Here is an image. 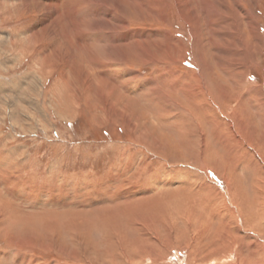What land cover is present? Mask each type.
<instances>
[{"label": "rangeland", "instance_id": "374dc122", "mask_svg": "<svg viewBox=\"0 0 264 264\" xmlns=\"http://www.w3.org/2000/svg\"><path fill=\"white\" fill-rule=\"evenodd\" d=\"M46 1L0 0V264H264V0Z\"/></svg>", "mask_w": 264, "mask_h": 264}, {"label": "bare ground", "instance_id": "6f19581e", "mask_svg": "<svg viewBox=\"0 0 264 264\" xmlns=\"http://www.w3.org/2000/svg\"><path fill=\"white\" fill-rule=\"evenodd\" d=\"M28 2H27V4L28 3H30L29 4V6H33L34 4L35 5H38V7H39V9L40 8H46L48 11H49V13L46 15V21H50V19H51V17L53 16L54 17V14H52V12H51V10H56L57 8L55 7V6H53L54 4H48L47 3V1L46 0H32V1H30V0H27ZM41 1V2H40ZM80 9V8H79ZM228 10L230 9V8H227ZM227 12V11H226ZM56 16L58 17V15L56 14ZM48 17V18H47ZM53 20V19H52ZM58 20V19H57ZM56 21V20H55ZM54 23H56V22H54ZM53 24V23H52ZM50 25V24H49ZM57 25V24H56ZM47 26V25H46ZM59 26V25H58ZM77 27V26H76ZM46 28V27H45ZM77 29V28H76ZM38 34V33H37ZM37 34H36V36H37ZM35 35V34H34ZM35 36V37H36ZM57 35H55V37H56ZM66 36V35H65ZM34 37V36H33ZM32 37V38H33ZM58 37H59V34H58ZM84 37V36H83ZM62 38V37H61ZM67 38V37H66ZM87 38V37H86ZM30 40V39H29ZM60 40V39H59ZM68 41V40H67ZM88 41V40H87ZM60 42H61V40H60ZM72 42V41H71ZM67 43V42H66ZM85 43H86V41H85ZM88 43V42H87ZM63 44V43H62ZM68 44H72V43H70V41H69V43ZM58 45H60V44H58ZM222 46H225V44L224 45H222ZM64 48V47H63ZM222 48V47H221ZM233 51V50H232ZM230 52H228V54H229ZM225 61V60H224ZM225 63V62H224ZM223 66L224 67H229V64H223ZM244 75V74H243ZM234 76L236 77V78H242L243 76H242V73H240L239 71H236L235 73H234ZM105 84V83H104ZM107 85V84H106ZM247 87H249V86H247ZM102 88V87H101ZM198 87L196 86L195 87V89H197ZM200 89H204V90H202V91H200L199 93H197L195 96H194V98L195 99H199V101H202L201 102V107H200V109L201 110H203L204 109V106L207 104L205 101H204V97L206 96V90H205V87L204 86H200ZM254 89H256V88H254ZM188 95H190V94H188ZM191 97V96H190ZM258 98H260V103H259V105L262 107V108H260V110L262 111V113H263V115H264V93H261L260 94V96L258 97ZM258 98H257V100H258ZM163 102L162 101H159V102H157V105H159L158 107H159V109H163V107H164V105L165 104H162ZM172 120H174V121H178V120H180V115H175L174 117H173V119ZM172 120H170V119H167V118H165L164 116H162V117H160V119H159V121H161V122H163V123H168L169 122V124L172 122ZM176 123L175 122H173V125H175ZM244 124V123H243ZM176 127V126H175ZM178 127V126H177ZM245 129H247V127H246V125L244 124L243 125V128H242V131H245ZM248 131H249V129H248ZM181 139H182V141L183 140H185V144H188L189 143V140H187V139H184L183 137H181ZM247 139H249V140H252V136H249ZM196 140H191L190 141V143H191V152H193V154H194V151L197 149V148H195L196 147V145H199V143L198 142H195ZM230 153H231V155L233 154V152L232 151H230ZM238 153V152H237ZM251 152H249L248 154H250ZM89 178V177H88ZM93 178V177H92ZM94 180L96 181V183L94 182ZM190 180V179H189ZM89 181V180H88ZM179 182V181H178ZM187 182V181H186ZM190 182V181H189ZM103 183V181L102 180H97V179H93L92 181L90 180V182H87V191H88V197H87V195H86V197L88 198V199H86V201H88V203H91V202H93V201H97V203H99V204H102V202H104L105 200L108 202H110V201H112V202H119L120 200H122V199H126V196H127V194H132L133 196L131 197V198H133V197H135V196H137V195H139V196H137V199L138 198H140V195H142V196H144L145 194L143 193V190H141V192L140 193H136V192H134L135 190H136V188H134V189H131V190H129V191H127V192H125V193H123V192H121V193H115V191H114V193H111L110 191H111V189H110V186L112 185V186H114L112 183H114V182H107V184H102ZM116 184H118L119 186H120V184L119 183H117V182H115ZM172 183V182H171ZM185 183V182H184ZM181 185V184H180ZM190 185H192V184H190ZM190 187V186H189ZM208 187H210V184L208 185H205V186H201V189L200 190H202V191H204V192H206V193H208L209 192V190H208ZM118 188V186H116V189ZM211 188V187H210ZM178 189V191H176L175 193L177 194V193H181L180 194V196H176V197H174V198H179V197H183V198H185V196H184V194L183 193H186L185 191H184V189H185V187L184 188H181V189H179V187L177 188ZM187 190H188V194H189V196H187V199H192L193 197H194V193H192L191 191H190V189L189 188H186ZM194 188H192V190H193ZM154 190H156V188L154 189ZM198 190V189H197ZM200 190H198L199 192H200ZM90 191H93V193L91 194V193H89ZM105 191V192H104ZM108 191V192H107ZM197 191V192H198ZM201 191V192H202ZM103 192H104V194H103ZM155 191H153V193H154ZM196 192V193H197ZM198 192V193H199ZM200 192V194L202 195V193ZM197 193V194H198ZM137 194V195H136ZM152 194V193H151ZM204 194V193H203ZM209 194V193H208ZM207 194V195H208ZM175 195V194H174ZM205 195V194H204ZM146 196V195H145ZM148 196V195H147ZM162 196H158V197H153V196H151V197H149V199H148V201H147V203L149 202L150 204H148L147 205V203L145 204V208L143 207V211L142 212H138V213H134V211H132V207H129L128 208V210H127V213H126V216L127 217H129V219H131L133 222L131 223V225H132V227L134 228V231L136 232V233H138L141 237H147V236H151V234L153 233H151L150 232V230H151V228L152 229H156V231H157V235H158V232L160 231V228L159 227H157L156 228V225H158L160 222H163V223H165V218H167V217H173L172 216V212H171V208L166 204L167 202H162V200H155V202H158V206H153L152 205V202H151V200H152V198L154 199V198H161ZM197 197V196H196ZM199 197V196H198ZM213 197V196H212ZM110 198V199H109ZM174 198H172L173 200H174ZM195 198V197H194ZM210 198V197H209ZM186 199V198H185ZM145 200V199H144ZM178 200H180V199H178ZM178 200H176V201H178ZM207 200V199H206ZM131 201L132 200H127V201H125L124 200V202L126 203V204H129V203H131ZM175 201V200H174ZM181 201V200H180ZM194 201V200H193ZM204 201V200H203ZM208 202H209V200H208ZM207 202V203H208ZM140 203V202H139ZM56 204H58V203H56ZM96 204V203H95ZM144 204V203H143ZM174 205V204H173ZM57 206V205H56ZM147 206V207H146ZM52 207V206H51ZM58 208V210H59V208L60 207H63L64 209H68V206H66V205H58L57 206ZM91 207V206H90ZM142 207V206H141ZM52 209H54V208H52ZM142 209V208H141ZM139 210V209H138ZM136 212V211H135ZM139 213H143L144 215L142 216V217H139V216H137ZM182 215H184V218L186 219L183 223H184V226L185 227H187L188 229H190V225H191V223L192 222H195L194 221V219H195V215L193 214V216H190L192 213H191V211H190V215L189 214H187V213H182V212H180ZM92 216H94V214L92 215ZM97 216V215H96ZM137 216V217H136ZM114 217V216H113ZM112 217V218H113ZM197 217V216H196ZM200 217H201V215H200ZM204 217V216H203ZM90 218V217H89ZM154 218V219H153ZM201 219V218H200ZM105 220V221H104ZM109 220H112V219H110L109 218ZM108 221V218L107 219H101V221H98V222H95L96 224H95V226H97L98 228H101V227H103L104 228V226L105 227H108V226H106V225H104L103 223H105V222H107ZM146 221V222H145ZM127 223V222H126ZM126 223H123L122 225L123 226H125L126 225ZM143 225H142V224ZM197 223V222H196ZM195 223V224H196ZM109 224V223H108ZM111 224V223H110ZM141 224V225H140ZM94 225V224H93ZM121 225V224H120ZM196 225H198V224H196ZM144 226H147V227H144ZM192 226V225H191ZM110 227V226H109ZM119 227V226H118ZM112 228H113V226H112ZM115 228V227H114ZM197 228V227H196ZM110 229V228H109ZM109 229H108V231H109ZM187 229V235L186 236H191V234H193L194 233V230H193V233L191 232V231H189ZM79 230V229H78ZM131 230V229H130ZM180 230V229H179ZM185 231V230H184ZM104 232V231H103ZM109 232H111V231H109ZM182 232V231H181ZM112 233V232H111ZM123 233V232H122ZM130 233V232H129ZM132 233V232H131ZM155 233V232H154ZM197 233V232H196ZM135 234V233H134ZM186 234V233H185ZM106 237H108V236H106ZM116 237V236H115ZM153 237V236H152ZM155 238L157 239V236H155ZM154 238V239H155ZM150 240V239H149ZM191 240H193L194 241V237L193 238H191ZM148 241V240H147ZM144 244V243H143ZM106 245V244H105ZM140 245H142V244H140ZM139 245V246H140ZM138 247V246H137ZM136 247V248H137ZM136 248H134L136 251H138ZM143 248V247H142ZM143 249H145V247L143 248ZM142 250V249H141ZM142 252V251H141ZM144 254V253H143ZM145 256V255H144ZM17 257H21L22 259H25V262H26V264H32L33 262H34V260L31 258V257H29V256H26L25 258H24V256H18V254H17ZM4 258L5 257H3L2 258V256L0 255V262L2 263L3 261H4ZM5 259H7V258H5ZM8 260V259H7ZM6 260V261H7ZM16 264V263H15Z\"/></svg>", "mask_w": 264, "mask_h": 264}]
</instances>
